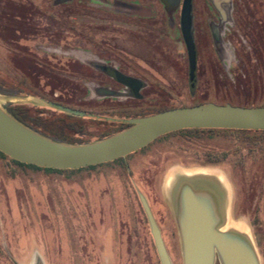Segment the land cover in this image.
Instances as JSON below:
<instances>
[{
  "label": "rangeland",
  "instance_id": "obj_1",
  "mask_svg": "<svg viewBox=\"0 0 264 264\" xmlns=\"http://www.w3.org/2000/svg\"><path fill=\"white\" fill-rule=\"evenodd\" d=\"M53 1H42L47 8L43 21L28 11L26 0H0V85L23 93L11 101L0 94L5 110L22 106L45 111L46 118L62 114L40 103L44 98L32 91L86 106L79 101L84 87L71 79L88 76L72 63L70 22L76 7L68 2L50 8ZM230 13L221 53L232 66L212 69L206 77L198 72L195 96L189 91L188 57L175 17L174 35L160 39L167 49L160 48L161 53L171 54L154 62L161 76L148 71L150 81L168 83L171 95L148 89L149 103L140 114L212 101L264 105V0H232ZM101 31L108 38L107 30ZM44 58L46 70L37 65ZM82 126L85 134L74 138L90 143L117 130L88 120ZM194 139L167 137L130 157L131 176L112 165L92 175L87 170L71 175L24 171L12 179L0 159V264H160L138 191L152 208L172 264H183L173 195L182 181L206 177L220 184L225 220L248 234L264 264V134L217 133ZM203 152L226 153L228 159L202 166L198 157Z\"/></svg>",
  "mask_w": 264,
  "mask_h": 264
},
{
  "label": "water",
  "instance_id": "obj_2",
  "mask_svg": "<svg viewBox=\"0 0 264 264\" xmlns=\"http://www.w3.org/2000/svg\"><path fill=\"white\" fill-rule=\"evenodd\" d=\"M229 5L231 0H215ZM182 32L188 49L190 83L196 82L197 54L193 37L192 8L185 2ZM114 77L134 87L138 95L141 84L121 74ZM19 100V96H7ZM48 108L75 118L93 116L39 99ZM115 121V120H114ZM130 127L111 137L90 144L71 145L53 141L28 128L0 105V153L21 164L42 169L80 170L126 159L159 138L186 129L264 131V107L244 108L207 103L182 107L132 120H120ZM220 184L213 178L182 181L173 195L175 219L181 241L183 264H261L248 234L221 231L227 222L222 212ZM138 197L150 225L160 264H172L160 227L146 197Z\"/></svg>",
  "mask_w": 264,
  "mask_h": 264
},
{
  "label": "flooded vegetation",
  "instance_id": "obj_3",
  "mask_svg": "<svg viewBox=\"0 0 264 264\" xmlns=\"http://www.w3.org/2000/svg\"><path fill=\"white\" fill-rule=\"evenodd\" d=\"M42 1L26 0L25 7L29 12H37L40 19L44 18L43 21H45L47 20V8L41 4ZM186 1L54 0L53 4H50V8L56 9L66 6L68 2L73 3L76 7L72 22H70V35L72 36L70 40L75 47L73 50L75 58L72 63L86 70L88 76L87 79L77 76H72L71 79L77 86L84 87L82 89L84 95L79 101L85 102L86 106L82 105L80 108L85 109L82 110L93 116L89 119L94 124L98 123L103 128L113 129H119L122 125L129 126L120 120L143 117L140 112L149 103L146 99L148 89L158 95L161 93L171 95L168 83L166 82V85L155 84L150 81L148 71L161 76L159 73L161 68L158 63L154 62L161 60V55L166 58L171 53H161L160 48L163 51L167 49L164 44L160 45L163 43L160 39L170 40L174 35L175 25L173 22L177 15L179 17L177 26L181 32L188 57V49L182 32V13ZM190 2L193 37L197 49V68L193 95L190 76L189 91L191 96H195L198 72H201L202 77H206L212 69L215 71L218 68L222 71L223 67L232 66L229 60L222 57L221 53L225 50L224 37L227 35L228 25H230L232 0L229 5L217 4L215 0H190ZM106 16H114L118 19L107 21ZM55 22L59 23V19L56 18ZM101 29L107 30L108 38L107 33L102 32ZM35 36L34 34L29 38ZM79 43L83 46H79ZM43 44L45 47V42ZM29 57L31 59V56ZM37 65H39V69L46 70L48 68L45 58L38 61ZM162 65L165 66V63ZM188 66L190 74L189 57ZM114 74H121L139 82L142 87L138 95L135 93L134 87L119 82L115 79ZM218 92L219 88H216L215 94L218 95Z\"/></svg>",
  "mask_w": 264,
  "mask_h": 264
},
{
  "label": "trees",
  "instance_id": "obj_4",
  "mask_svg": "<svg viewBox=\"0 0 264 264\" xmlns=\"http://www.w3.org/2000/svg\"><path fill=\"white\" fill-rule=\"evenodd\" d=\"M25 87L27 89L30 88L27 84L25 85ZM193 91H194V88H192V92H191L192 95H193ZM32 92L34 94L38 95L39 97L46 99L47 101L60 104L61 106H65V107L71 108L73 110L84 112L80 107L78 108V107H76V105H73L71 103H65V102L57 101L56 99H54L53 96H49L46 93L41 94L40 92H36V91H32ZM0 94L1 95H9V96H18V95H21L23 93L20 91L13 90V89L8 90L7 88L0 85ZM207 103H209V102L196 104L194 106L207 104ZM219 105H232L235 107H244V108L264 107V105H262V106H248V105H234L231 103H225V104H219ZM177 108H179V107H177ZM7 110L19 122H21L22 124H24L28 128L34 130L35 132L45 136L46 138L53 140V141H56L59 143L71 144V145H80V144L82 145V144L90 143V142H83L82 140H78V139L74 138V136H82L85 134V129L82 126V121H85V120L91 121L89 118L79 119V118L71 117V116H68L65 114H59L60 116H58V117L46 118L45 117V115H46L45 111L42 112L40 110H33L32 108L22 107V106H20V107H9V109H7ZM168 110H171V109H168ZM164 111H167V110H164ZM164 111H158L157 113L164 112ZM157 113H154V114H157ZM154 114H150V115H154ZM150 115H142V116L146 117V116H150ZM129 127L130 126L122 125L121 128L113 131V133L103 135L98 140H103L105 138L111 137L117 133L122 132L123 130H125ZM217 133H225V134H232V135H235V134L236 135H260V134H264V131L186 129V130H182L179 132H175L172 134L165 135V136L159 138L154 143H152L147 148L130 155L126 159H119V160L114 161L112 163H107V164H103V165H99V166H95V167L82 168L80 170L62 171V170H53V169H42V168H38L36 166L21 164L19 162L13 161L10 158H8L7 156L3 155L2 153H0V159L3 160L6 164V166L8 167V171H9L8 173L10 174L12 179L16 178L19 174L23 173L24 171L44 172L47 174H58V175H67V174L71 175V174H75V173L87 170L89 175H92L93 173H95L100 168L109 167L112 165L118 166L119 169L123 173H125V175L131 176L132 173H131L129 158L133 157L134 155H138V154H142L143 152H146L152 145H154L158 141L167 139V137L170 138V137H175V136L187 137L190 140L191 139L193 140L194 138L200 139L204 135H213V134H217ZM194 140H196V139H194ZM203 153L204 154L202 156L198 157V160L201 159L203 161L202 166L214 165V164H217L219 162H222V161H225L228 159V155L226 153H222V154H215V153H211V152H203Z\"/></svg>",
  "mask_w": 264,
  "mask_h": 264
},
{
  "label": "bare ground",
  "instance_id": "obj_5",
  "mask_svg": "<svg viewBox=\"0 0 264 264\" xmlns=\"http://www.w3.org/2000/svg\"><path fill=\"white\" fill-rule=\"evenodd\" d=\"M222 230H223V232H226V231H233V230H235V231H238L239 233H242V234L245 233V234H246V232H243V231L237 229L236 227H234L232 224H230V223H228V222H226V223L224 224V226H222L221 231H222ZM245 234H243V235L247 237V235H245ZM247 238H248V237H247Z\"/></svg>",
  "mask_w": 264,
  "mask_h": 264
},
{
  "label": "crops",
  "instance_id": "obj_6",
  "mask_svg": "<svg viewBox=\"0 0 264 264\" xmlns=\"http://www.w3.org/2000/svg\"><path fill=\"white\" fill-rule=\"evenodd\" d=\"M216 104V103H215ZM219 104V103H218Z\"/></svg>",
  "mask_w": 264,
  "mask_h": 264
}]
</instances>
